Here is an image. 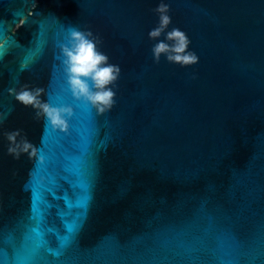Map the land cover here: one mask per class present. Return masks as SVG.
Masks as SVG:
<instances>
[{"label":"water","instance_id":"water-1","mask_svg":"<svg viewBox=\"0 0 264 264\" xmlns=\"http://www.w3.org/2000/svg\"><path fill=\"white\" fill-rule=\"evenodd\" d=\"M160 2L0 0V233L23 236L31 258L264 264V0H163L166 31L198 56L185 67L153 59L171 43L148 38ZM73 30L120 68L93 127L64 71ZM25 87L70 109L66 135L9 91ZM17 129L31 158L7 154Z\"/></svg>","mask_w":264,"mask_h":264},{"label":"clouds","instance_id":"clouds-1","mask_svg":"<svg viewBox=\"0 0 264 264\" xmlns=\"http://www.w3.org/2000/svg\"><path fill=\"white\" fill-rule=\"evenodd\" d=\"M158 20L155 27L148 32L149 39L158 38L164 33L165 40L157 41L152 46L153 59H159L161 54L171 63H178L181 67L190 66L198 62V56L188 49L190 40L186 33L177 27L166 31L171 23L169 6L161 0L153 9ZM97 40L92 38L90 31L73 30L68 35V43L61 47L63 56L64 71L67 77V84L73 96L83 99L95 108L97 114H103L110 110L115 104V91L113 85L120 74L119 65L108 63V57L100 52L97 47ZM91 82V87L89 86ZM14 92L15 99L25 107L31 106L36 116H43L53 128L66 131L68 125L64 119L70 115L68 108H55L41 101L43 93L41 88H23L20 91L10 89ZM20 130H14L6 134L9 142L7 154L18 159L21 154L31 158L35 154V146L26 139L17 142Z\"/></svg>","mask_w":264,"mask_h":264},{"label":"snow or ice","instance_id":"snow-or-ice-1","mask_svg":"<svg viewBox=\"0 0 264 264\" xmlns=\"http://www.w3.org/2000/svg\"><path fill=\"white\" fill-rule=\"evenodd\" d=\"M103 114H97L96 111H94L95 119L91 121L92 127L97 122L96 118L102 116ZM68 130H69V125L66 131H61V130H56V131H58L62 135H66V132ZM31 208H32V203H31ZM47 248H51V246L48 243L46 244V247L42 246L40 250L46 251ZM56 261H58V257L55 258V261H43V260L31 258L29 249L26 245L23 236L19 241H12V240H5L3 234L0 233V264H56Z\"/></svg>","mask_w":264,"mask_h":264}]
</instances>
